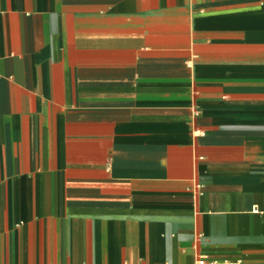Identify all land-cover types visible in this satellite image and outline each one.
Wrapping results in <instances>:
<instances>
[{
  "label": "crops",
  "instance_id": "obj_1",
  "mask_svg": "<svg viewBox=\"0 0 264 264\" xmlns=\"http://www.w3.org/2000/svg\"><path fill=\"white\" fill-rule=\"evenodd\" d=\"M199 258L264 264V0H0V264Z\"/></svg>",
  "mask_w": 264,
  "mask_h": 264
},
{
  "label": "built area",
  "instance_id": "obj_2",
  "mask_svg": "<svg viewBox=\"0 0 264 264\" xmlns=\"http://www.w3.org/2000/svg\"><path fill=\"white\" fill-rule=\"evenodd\" d=\"M253 210L254 211H258V208L257 207H254ZM203 263H204V259L199 258L198 259V264H203Z\"/></svg>",
  "mask_w": 264,
  "mask_h": 264
}]
</instances>
